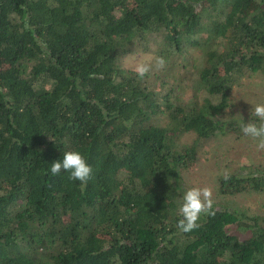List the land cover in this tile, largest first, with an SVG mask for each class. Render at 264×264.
Wrapping results in <instances>:
<instances>
[{"label": "trees", "instance_id": "16d2710c", "mask_svg": "<svg viewBox=\"0 0 264 264\" xmlns=\"http://www.w3.org/2000/svg\"><path fill=\"white\" fill-rule=\"evenodd\" d=\"M137 49L176 57L141 79L122 63ZM258 70L264 0H0V264H264V209L220 202L177 227L183 171L238 127L233 87ZM67 151L85 187L51 173ZM218 191L263 194L264 166Z\"/></svg>", "mask_w": 264, "mask_h": 264}, {"label": "rangeland", "instance_id": "374dc122", "mask_svg": "<svg viewBox=\"0 0 264 264\" xmlns=\"http://www.w3.org/2000/svg\"><path fill=\"white\" fill-rule=\"evenodd\" d=\"M175 57V53H172V55L169 53L163 58L166 62H169ZM189 57L191 59L189 64L191 71H194L191 64L195 63L201 66L204 63V52L202 50H192ZM156 58L157 56L152 51L137 49L126 54L122 58V63L130 69H134L136 64L141 61H151L155 66ZM178 59L183 62L185 58L181 56ZM185 65H188V63ZM189 74L184 65L177 67L175 71L177 79L175 80H178L181 84H188L192 93L193 85L191 79H189L191 78ZM187 94H189V91ZM257 103H264V70L242 76L235 83L232 90V104L226 113V119L227 122L232 121L239 125L227 134L204 141L203 146H200L195 164L183 171L181 177L182 195L189 188L207 186L213 190L214 204L230 202L232 205L251 208L252 210L264 209V193L224 196L218 191L219 176L225 174L228 170L234 169L239 172H246L247 169L257 165L264 166V149L258 147L259 141L245 136L241 129H238L239 126L241 127L242 122L247 123L251 119L253 122H260L255 116L251 117L253 105ZM195 138L196 136L192 133H182L178 136L177 141L178 143H191Z\"/></svg>", "mask_w": 264, "mask_h": 264}, {"label": "clouds", "instance_id": "9594fccd", "mask_svg": "<svg viewBox=\"0 0 264 264\" xmlns=\"http://www.w3.org/2000/svg\"><path fill=\"white\" fill-rule=\"evenodd\" d=\"M166 61L163 57L155 60V69L161 70L165 67ZM135 73L141 79L153 71L151 61H141L134 68ZM253 105V104H252ZM255 116L260 122H253L252 119L241 123V131L245 136L258 140V147L264 149V103L253 105L251 117ZM61 170L68 173L70 181H79L85 187L92 176L93 169L87 162L84 155L79 151H67L62 160L51 164V173L57 175ZM183 203L179 208V219L177 227L184 233L191 232L199 227L198 221L201 215H215L213 190L210 187H192L183 192Z\"/></svg>", "mask_w": 264, "mask_h": 264}]
</instances>
